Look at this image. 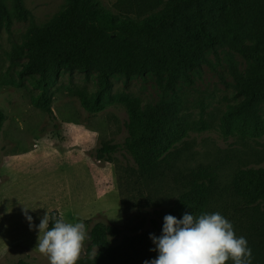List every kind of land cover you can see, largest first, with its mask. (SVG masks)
<instances>
[{
    "label": "rangeland",
    "instance_id": "374dc122",
    "mask_svg": "<svg viewBox=\"0 0 264 264\" xmlns=\"http://www.w3.org/2000/svg\"><path fill=\"white\" fill-rule=\"evenodd\" d=\"M166 1L100 0L105 9L137 20L162 10ZM23 2L33 19L12 17L11 23L0 26V110L6 116L0 140V264L20 259L49 264L35 248L38 229H30L24 205L30 207L36 225L47 211L56 210L66 222L83 219L89 235L97 222L117 226L122 230L118 243L124 235L147 230L153 220L168 215L184 192L180 178L200 168L216 172L214 208L233 224L237 237L247 239L252 264H264V203L246 208L231 189L240 169L264 167V136H225L221 130L223 113L241 99L236 96L232 66L244 72L247 60L227 46L219 47L207 54L191 82L181 80L175 90L162 88L152 75L112 79L111 96L125 92L143 105L176 100L179 115L189 125L186 138L154 170L143 172L124 146L126 105L116 102L96 114L82 106V93L98 89L96 71L63 72L45 87L52 95V116L33 106L31 98L42 88L32 76L20 74L25 55L16 51L29 28L49 23L67 0ZM7 8L12 11V0ZM256 40H264V19L251 13L246 42ZM257 112L264 119V103ZM201 124L206 127L199 129ZM105 143L119 147L99 160L98 149ZM92 246L86 241V252ZM225 264L234 262L229 259Z\"/></svg>",
    "mask_w": 264,
    "mask_h": 264
},
{
    "label": "trees",
    "instance_id": "16d2710c",
    "mask_svg": "<svg viewBox=\"0 0 264 264\" xmlns=\"http://www.w3.org/2000/svg\"><path fill=\"white\" fill-rule=\"evenodd\" d=\"M0 0V26L12 17L33 19L23 0ZM264 19V0H167L165 7L141 20L105 9L100 0H67V5L47 24L29 28L19 46L25 61L21 75L32 76L42 88L31 102L52 116V95L45 89L63 72L96 71L98 89L84 91L82 106L96 114L113 103L125 104L128 110V137L124 146L143 172L158 164L187 136L189 125L179 115L176 100L161 99L155 105H143L140 99L122 92L111 96L112 79H129L152 75L162 88L175 90L179 81L191 82L193 73L207 61L209 52L227 46L248 62L244 72L232 66L236 96L240 101L223 113L221 130L261 138L264 119L258 107L264 103V40L246 42L249 15ZM5 113L0 110V140ZM198 126L205 128V124ZM119 146L105 143L98 149L99 160L111 155ZM184 192L169 214L182 218L185 211L198 216L215 213L214 200L219 190L218 175L200 168L183 175ZM232 191L246 208L264 203V167L240 169L231 184ZM58 213L51 211L50 214ZM164 219L153 220L152 227L122 236L121 228L97 222L91 229V241L98 249L96 260L81 257L76 264H144L158 255L149 234H162ZM51 227V222H50ZM14 264H31L20 259Z\"/></svg>",
    "mask_w": 264,
    "mask_h": 264
},
{
    "label": "clouds",
    "instance_id": "9594fccd",
    "mask_svg": "<svg viewBox=\"0 0 264 264\" xmlns=\"http://www.w3.org/2000/svg\"><path fill=\"white\" fill-rule=\"evenodd\" d=\"M29 209L24 205L22 211L30 229H38L35 248L48 257L49 264H76L82 253L96 260L98 249L94 245L90 253L85 250L91 236L83 219L70 223L62 214L47 211L36 225ZM163 219L162 234H149L155 245L150 251L158 255L144 264H225L229 259L234 264H252L247 239L237 237L233 224L221 213L195 216L185 211L182 218L168 214Z\"/></svg>",
    "mask_w": 264,
    "mask_h": 264
}]
</instances>
